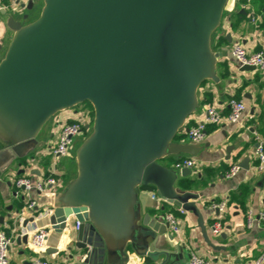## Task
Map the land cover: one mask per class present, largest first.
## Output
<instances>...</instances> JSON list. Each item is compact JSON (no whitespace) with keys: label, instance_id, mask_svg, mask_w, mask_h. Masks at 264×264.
<instances>
[{"label":"water","instance_id":"95a60500","mask_svg":"<svg viewBox=\"0 0 264 264\" xmlns=\"http://www.w3.org/2000/svg\"><path fill=\"white\" fill-rule=\"evenodd\" d=\"M233 1L44 0L28 23L7 16L14 35L0 61V183L41 145L53 116L84 102L93 106L92 131L76 152L77 175L50 215L60 233L71 220L80 222L72 264H109L107 252H123L128 243L157 251L152 258L163 256V263L177 255L156 249L166 235L177 247L165 213L147 210L155 199L141 189L150 185L197 217L209 247L226 249L209 235L199 194L184 190L168 160L201 151L176 137L189 131L202 84L219 81L212 36ZM34 5L30 0L27 10Z\"/></svg>","mask_w":264,"mask_h":264},{"label":"crops","instance_id":"0c3cea01","mask_svg":"<svg viewBox=\"0 0 264 264\" xmlns=\"http://www.w3.org/2000/svg\"><path fill=\"white\" fill-rule=\"evenodd\" d=\"M261 1L258 0L259 5ZM236 3L234 0V4L227 8V15H223L221 26L225 28L226 34L217 33L214 39L215 51L221 55L218 62L225 63L226 76L219 75L218 82L209 80L200 88L198 109L188 118L186 126L195 124L208 103L221 105L227 113L229 111L228 101L232 98L244 100L246 111L243 119L238 124L222 123L208 126L207 138L199 145L201 151L197 155L171 156L170 161L168 160L169 166L178 173V182L183 184L191 182L190 186L185 187L184 190L199 194L197 204L204 215L209 235L216 245L224 246L226 249L217 251L206 244L201 229L197 225V217L192 212H182L178 207L159 199L154 200L152 206L147 208L153 215L161 216L163 212L172 211L177 215L186 216L183 220V234L173 236V242L177 248L170 246L168 235L163 238V244L156 246V249L164 247L177 251V255L173 256L168 263H163V256L157 261L152 258L157 255V251L151 252L149 248L128 243L123 252H107L106 257L109 264H189V250L193 248L211 259L214 264H251L263 252L264 220L258 222V219L264 211V170L257 169L259 160L255 155V150L261 142L264 143V74L256 69L242 70L231 55V46L235 41L240 40L250 52L264 50V13L259 22H254L253 14L250 13L248 7L245 8L242 2L237 6ZM7 5V0H0V21L6 15L4 11ZM262 11L264 12V7ZM13 35L14 30L2 26L0 40H3L5 45L0 44V49L6 46L7 50ZM228 35L231 36V42L227 39ZM221 36H224L228 42H220ZM1 59L2 57L0 61ZM65 116L66 112L57 114L56 122ZM182 131L187 133L185 129ZM51 136H55V130H52ZM186 137L188 138L187 135ZM186 137L182 142H189ZM189 157H195L198 165L191 169L189 175L184 176L183 168H176L175 160ZM244 163L247 164L248 169L241 167L237 175L232 178L226 177V172L233 164L241 166ZM46 169L42 158L20 160L13 163L7 176L0 183V230L6 231L8 235L15 234L16 236L15 242L9 249V258L16 264H26L37 256L30 246L29 232L36 227L49 226L51 221L48 215L37 216L33 221L28 222L27 227L22 226L33 216L24 210V196L16 194L14 181L18 176L24 175L37 179ZM76 175L77 163L75 172L68 183ZM66 185L43 194L34 192L33 196L38 200L39 205L54 208L58 205V195ZM243 187H245L244 206L239 204V201L231 204L232 195L237 194ZM141 191L151 196H158L157 189L152 185L142 188ZM224 197L229 198L228 211L223 220L224 230L219 235H214L211 232V225L218 212L210 205L211 202ZM163 206L165 210H161ZM20 213H23V217L19 227L17 222H19L18 214ZM250 215L254 219L252 226L248 225ZM74 222L71 220V226ZM223 234L226 237H223ZM75 243L76 234H70V230L60 233L52 227L47 247L39 255L49 260L51 264H72L69 260L70 254L74 253L77 256L79 253Z\"/></svg>","mask_w":264,"mask_h":264},{"label":"built area","instance_id":"2783aa9c","mask_svg":"<svg viewBox=\"0 0 264 264\" xmlns=\"http://www.w3.org/2000/svg\"><path fill=\"white\" fill-rule=\"evenodd\" d=\"M30 0H9L8 5L5 6V10L19 11L21 9H27V5ZM252 0H248L251 2ZM35 2V0H34ZM244 7H248V4L244 3ZM252 20L254 22L258 21L259 18L252 15ZM231 55L239 63L241 67L252 66L256 70H259L264 74V50L252 51L250 52L242 41L237 40L231 46ZM79 106V105H78ZM74 107L61 112H66V116L57 122L55 134L56 145L50 147L49 153L46 152V156L50 154L54 155V161L47 167L46 171L42 176L34 179L30 176H18L14 185L16 188V194H23L25 200L24 210L30 212L35 218L37 216H50L54 208H44L41 210L39 202L34 198L33 193L43 194L46 192L54 191L57 188L63 187V183L60 179V171L57 162L60 158L67 157L70 155V150L74 145V137L84 130H90L94 122L93 110L87 106ZM229 111L224 112L221 105L208 103L205 106L204 112L197 119L195 124L189 126V131L186 133L189 142L200 145L206 138L208 133V126L210 125H220L222 123H233L238 124L242 121L244 113L246 111V104L244 100L232 98L228 101ZM59 112V113H61ZM58 113V114H59ZM187 123V121H186ZM255 155L259 160L257 169L259 171L264 170V143L261 142L256 150ZM198 165V160L195 157H189L181 159L177 162L176 168H190L193 169ZM241 166L238 164H233L230 169L226 172L227 178H232L239 173ZM155 200L160 198L153 195ZM210 207L217 211L215 220L211 225V232L214 235H219L224 230L223 220L227 214L229 207V198L224 197L220 200L211 202ZM24 211V212H25ZM182 212H184L182 210ZM19 215V222L22 224L21 218L23 213ZM165 221L169 224V231L173 236H180L183 234V220L177 214L172 211L166 212L164 215ZM21 220V221H20ZM264 220V211L261 212L259 219ZM254 224V219L250 215L248 218V225L252 226ZM80 222L75 221L73 224L74 230L79 229ZM52 224L44 227H36L31 230V242L30 246L32 250L37 254L29 262L30 264H51L47 259L42 258L39 254L42 253L46 247L47 242L51 234ZM66 230H71V225L66 228ZM15 234L8 235L4 230H0V264H16L12 262L9 258L8 251L11 245L15 242ZM264 246V240H263ZM264 263V247L262 254L254 260L251 264H263ZM27 264V263H26ZM189 264H214L213 261L207 258L199 250L190 249L189 250Z\"/></svg>","mask_w":264,"mask_h":264},{"label":"rangeland","instance_id":"374dc122","mask_svg":"<svg viewBox=\"0 0 264 264\" xmlns=\"http://www.w3.org/2000/svg\"><path fill=\"white\" fill-rule=\"evenodd\" d=\"M9 2V0H7V3ZM43 2L44 0H35V5L34 8L32 10H27V9H21L19 11H11L9 10V14H6L5 17H3L2 21H0V29L3 27H9L7 24V19L6 17L8 15H12L14 17V19L16 21H19L23 24L28 23L34 19H36L39 14L41 13L42 7H43ZM235 2H237L235 5H240L239 3H247L248 4V9L250 11L251 14H255L258 18L260 16L259 19H261L262 15H263V9H260V5L258 0H254L253 2H248V0H238ZM257 2V3H256ZM256 3V4H255ZM234 4V1L228 5L227 8L231 7ZM226 10L224 11V15H227L228 11ZM255 8V9H253ZM259 22V20L257 21ZM10 28V27H9ZM13 30V28H11ZM222 34L225 35V28L223 26H220L217 29L216 34ZM216 34L214 35V38L216 36ZM214 38H213V42H214ZM0 44H4L3 40H0ZM214 45V43H213ZM6 52V46H3L2 49H0V57L3 58L4 54ZM82 106H87L90 108H93L92 104L90 102H84L82 104H80L78 107H82ZM55 121V124H53V122ZM57 122H56V115L53 116L49 122L45 125L44 129L42 130L41 134H40V141H41V145L34 151V153H32L31 155L28 156L27 160H33L34 159H43V165L45 167H48L53 161H54V155L50 154L49 156H46V152L49 153V149L50 147H54L56 145L55 143V139H56V134H55V138L51 136L52 130L56 131V126ZM93 127V126H92ZM92 127L90 130H84L82 132H80L77 136L74 137V145L73 148L70 150V155L67 157H63L60 158L59 161L57 162L59 171H60V179L63 183V185H66L68 183V181L71 179L72 174L75 172V168H76V152L78 147L86 140V138L90 135L91 131H92ZM186 140H188V138L186 137ZM66 183V184H65ZM40 208L41 210H43L46 206H42L40 204ZM181 219L184 220L186 216H184V214H179ZM74 233V227L73 225L71 226V231L70 234ZM9 254V251H8Z\"/></svg>","mask_w":264,"mask_h":264},{"label":"trees","instance_id":"16d2710c","mask_svg":"<svg viewBox=\"0 0 264 264\" xmlns=\"http://www.w3.org/2000/svg\"><path fill=\"white\" fill-rule=\"evenodd\" d=\"M263 7H264V0H262L261 1V4H260V9H263ZM216 32H217V30L214 32V34H213V36H212V46H213V49L215 50V45H213V38H214V35L216 34ZM216 37V36H215ZM215 39V38H214ZM220 42H222V43H226V42H228L227 41V39L224 37V36H221L220 37ZM225 66V63L224 62H218V67H217V74H218V76L219 75H221V76H223V77H225L226 76V73H224V67ZM207 81H209V80H206L203 84H202V86L203 85H205L206 84V82ZM201 86V87H202ZM90 108V107H89ZM92 110H93V108H91ZM93 113H94V110H93ZM186 133H184L183 131H180L179 132V134L177 135V137H176V140L177 141H182L183 139H185V137H186ZM180 160V158L179 159H177V160H175L176 162H178ZM170 161V160H169ZM190 183L191 182H188V183H185L184 184V186L185 187H189L190 186ZM245 187H243L242 189H240V191L237 193V194H233L232 195V197H231V204L233 203V202H235V201H239V204H241L242 206H244V198H245V189H244Z\"/></svg>","mask_w":264,"mask_h":264}]
</instances>
